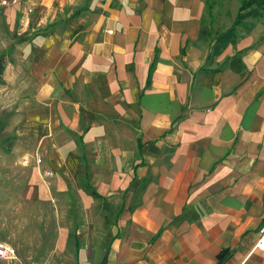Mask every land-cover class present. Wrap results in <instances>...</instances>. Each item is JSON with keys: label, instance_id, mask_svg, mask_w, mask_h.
Returning a JSON list of instances; mask_svg holds the SVG:
<instances>
[{"label": "crops", "instance_id": "obj_1", "mask_svg": "<svg viewBox=\"0 0 264 264\" xmlns=\"http://www.w3.org/2000/svg\"><path fill=\"white\" fill-rule=\"evenodd\" d=\"M244 1L0 6L8 32L24 34L3 61L4 80L14 69L15 81L30 75L42 105L32 117L37 128L75 137L48 152L53 197L75 184L87 211L89 183L118 210L106 264H264L253 249L264 223L260 28L242 32L245 19L235 42L208 60L211 39L231 28ZM235 55L241 66L231 69L225 61ZM5 214L0 197V242L15 251L0 264H31L32 250L3 231L13 229ZM86 224L69 236L58 223L45 263L95 264L94 227Z\"/></svg>", "mask_w": 264, "mask_h": 264}, {"label": "rangeland", "instance_id": "obj_2", "mask_svg": "<svg viewBox=\"0 0 264 264\" xmlns=\"http://www.w3.org/2000/svg\"><path fill=\"white\" fill-rule=\"evenodd\" d=\"M32 11H29V14ZM3 17L0 11V53L8 52L3 57L6 64L10 58L12 44H16L24 34L18 29L8 32ZM255 27L260 28L259 41L264 42V15L258 19H247L239 30L248 32ZM34 34L35 32L32 31L25 33L28 37ZM4 77L2 71L0 74V189H2L0 197L2 204L6 206L5 215L12 218L10 221L13 229L9 230L10 232L7 229L3 231L11 238L22 240L24 249L32 250L35 257L31 258V264H50L45 263L41 256L46 254L45 244L52 241L58 223L67 225L69 235H73L77 229L80 231L85 228L87 222L91 223L94 227L95 240L88 249L94 253L95 264H100L112 238L111 227L118 210L110 202L94 199L88 210H83L78 187L75 184H72V189L60 194V200H55L53 192L57 190L52 189L55 172L47 155L51 145L55 146L60 141L75 137L61 127L51 131L47 128H37L32 117L36 110L41 109L37 107L42 105L34 103L33 99L38 93V87L32 85L30 75L25 76L23 80L15 81L14 69L9 73L8 85ZM43 139L52 141L40 144ZM5 149L9 152L5 153ZM63 181L66 183L65 179ZM71 245V250L74 252L73 240ZM3 264L7 263L3 262Z\"/></svg>", "mask_w": 264, "mask_h": 264}, {"label": "trees", "instance_id": "obj_3", "mask_svg": "<svg viewBox=\"0 0 264 264\" xmlns=\"http://www.w3.org/2000/svg\"><path fill=\"white\" fill-rule=\"evenodd\" d=\"M262 13H264V0H247V1H244L241 4L239 12L235 17L231 28L228 31L221 33V34H218L214 38L211 39V41H213L214 44L211 48V52L208 56V60L210 61V60L214 59L215 57L219 56L229 44H233L235 42V39H236L235 38V29L245 19H247V18H253V19L259 18L262 15ZM202 34H204V30L201 31V35ZM3 57H4V54H0V74L2 73L3 68H4ZM225 63L231 69H237L241 66L240 58L237 55H235L231 59H227L225 61ZM0 82H1V79H0ZM8 152H9V150L5 149V153H8ZM83 187H85V189H83L85 191V193L87 195L91 196L94 200L100 201V202H106L104 200V198L96 191V189H94L93 187L90 186L89 183H87ZM108 250H109V246L106 248V254H107ZM106 254H105V257H106Z\"/></svg>", "mask_w": 264, "mask_h": 264}, {"label": "built area", "instance_id": "obj_4", "mask_svg": "<svg viewBox=\"0 0 264 264\" xmlns=\"http://www.w3.org/2000/svg\"><path fill=\"white\" fill-rule=\"evenodd\" d=\"M15 5H17V0H0L1 7H8ZM108 33H111V31H109ZM258 235H259L258 240L255 242L253 249L264 253V223H262L261 226L259 227ZM14 259H15V251L9 246L0 242V263L2 261H9Z\"/></svg>", "mask_w": 264, "mask_h": 264}, {"label": "water", "instance_id": "obj_5", "mask_svg": "<svg viewBox=\"0 0 264 264\" xmlns=\"http://www.w3.org/2000/svg\"><path fill=\"white\" fill-rule=\"evenodd\" d=\"M100 264H106V257L104 256V258L102 259Z\"/></svg>", "mask_w": 264, "mask_h": 264}]
</instances>
